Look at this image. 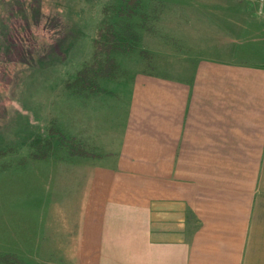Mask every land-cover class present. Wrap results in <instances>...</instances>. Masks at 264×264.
<instances>
[{"label": "crops", "instance_id": "crops-1", "mask_svg": "<svg viewBox=\"0 0 264 264\" xmlns=\"http://www.w3.org/2000/svg\"><path fill=\"white\" fill-rule=\"evenodd\" d=\"M124 85L52 252L64 264H264V63L202 59L189 79L136 72Z\"/></svg>", "mask_w": 264, "mask_h": 264}, {"label": "rangeland", "instance_id": "rangeland-1", "mask_svg": "<svg viewBox=\"0 0 264 264\" xmlns=\"http://www.w3.org/2000/svg\"><path fill=\"white\" fill-rule=\"evenodd\" d=\"M140 2L128 18L121 0H0V31L15 29L20 44L0 55V264L65 263L52 250L77 213L86 145L108 142L107 114L134 73L189 79L202 59L264 63V0ZM105 23L131 44L97 53ZM97 59L113 74L86 83Z\"/></svg>", "mask_w": 264, "mask_h": 264}, {"label": "trees", "instance_id": "trees-1", "mask_svg": "<svg viewBox=\"0 0 264 264\" xmlns=\"http://www.w3.org/2000/svg\"><path fill=\"white\" fill-rule=\"evenodd\" d=\"M121 3H122L121 7L126 8V12H124L125 16H127L128 18H133L134 16L138 15L140 10H138L137 7L135 8H132V7L140 5L141 3L140 0H121ZM7 27L8 25L1 24L0 55H2L3 52L4 54H6V52L8 51L7 45H10V44H7V41L9 39L12 40V43L15 44L17 48H19V45H20L19 37L17 36V34L15 35V31H16L15 29L12 28L10 32H7L5 34V28ZM125 37L127 36H123V34L116 31L114 24L105 23V25H103L97 32V38L95 40L96 41L95 43L97 46V49H96L97 53H99L100 51V53H106V55L108 56L113 51V49L120 48L119 46L122 45V41L123 43L131 44V41L129 39L131 36L130 37L128 36L127 39H125ZM129 48H132V46H129ZM13 51L15 52L14 48L10 49L8 52H13ZM28 51L30 53L31 51L30 46L28 47L27 52ZM99 60L97 59V61H93L92 64L94 68L91 70H87V72H90V73L86 72L87 75L84 78V80H86V83L94 84L98 77L100 76L106 77V76H110L113 74L112 73L113 70L110 69L114 67L113 65H115V61L113 60V58L112 57L107 58L105 61H102V60L99 61ZM101 61L105 64H108L110 68H106L105 66H104L105 67L104 69L98 68Z\"/></svg>", "mask_w": 264, "mask_h": 264}]
</instances>
